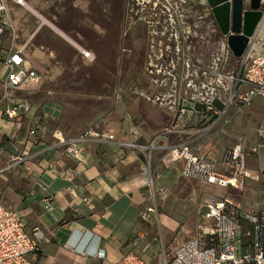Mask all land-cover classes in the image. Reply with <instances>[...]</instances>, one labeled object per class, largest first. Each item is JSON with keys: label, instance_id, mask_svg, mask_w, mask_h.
Here are the masks:
<instances>
[{"label": "crops", "instance_id": "obj_1", "mask_svg": "<svg viewBox=\"0 0 264 264\" xmlns=\"http://www.w3.org/2000/svg\"><path fill=\"white\" fill-rule=\"evenodd\" d=\"M27 1L35 15L11 9L14 36L17 45L33 35L29 62L43 83L22 93L30 111L20 120L0 112V205L20 214L28 234L37 229L49 240L26 259L31 264H114L131 252L156 264L158 241L171 240L182 221L194 223L197 210L192 205L175 224L161 212L158 225L141 222L147 179L159 178L176 201L191 199L200 186L181 179V163L161 164V148L178 142L176 134L162 133L173 124L171 115L140 97L137 89L124 87V0ZM4 36L0 51L9 48L13 33ZM82 51L90 57L84 59ZM5 73L0 65V77ZM35 122L45 125L46 133L34 140L28 131ZM92 127L114 140L82 142L81 172L67 178L65 172L75 163L51 133L60 131L68 142ZM156 136L150 161L145 153L121 146L147 145ZM216 149L203 152L214 157Z\"/></svg>", "mask_w": 264, "mask_h": 264}, {"label": "built area", "instance_id": "obj_2", "mask_svg": "<svg viewBox=\"0 0 264 264\" xmlns=\"http://www.w3.org/2000/svg\"><path fill=\"white\" fill-rule=\"evenodd\" d=\"M250 1L242 0V14L250 10ZM259 2L260 19L239 58L233 57L227 44L231 33H220L206 0H128L126 3L125 10L132 15L135 8L150 11L149 24L157 28L160 35L157 41L159 62L152 70L155 76L143 92L137 91L147 102L171 115L173 124L164 127L162 133L176 134L178 142L161 148L165 151L161 164L171 168L181 163V179L200 186L198 194L191 196L197 218L194 223L189 219L182 221L168 242L158 241L156 264H264V210L256 203L242 206L232 196L243 191L246 180H258L257 174L245 165L246 158L255 153L257 146L239 137L232 148L210 157L198 143L199 132H186L185 129L191 127L189 123H176L184 115L195 116L196 120L198 116L209 115L212 118L207 123L209 129L228 110L242 113L254 100H259L263 111L255 136L264 142V0ZM16 7L35 15L27 0H0V40L7 33H13L9 48L0 51V65L6 69L0 77V112L8 120H20L23 113L30 111L29 101L22 93L33 92L43 83L39 69L29 62L28 45L33 35L16 45L11 15V9ZM166 33L168 36L164 37ZM170 34H174L172 39ZM211 44L215 52L207 65L200 60L201 54L191 56V50L194 52L202 45ZM81 55L84 59L90 57L84 51ZM177 125L182 129L174 130ZM45 133V125L35 122L28 136L41 138ZM51 137L58 145H66V155L75 163L65 172L70 179L81 172L82 142L114 140L97 127L68 142L58 130L53 131ZM158 139L156 136L143 146L135 143L121 146L145 153L150 161ZM158 181L159 178L152 176L147 179L148 202L138 213L139 220L149 225H158L161 205L171 196L170 189ZM216 189L220 194L214 192ZM206 190L210 192L196 201ZM45 209L50 210L49 205ZM48 241L37 229L28 234L20 214L0 205V264H31L26 257ZM114 264L153 263L130 252Z\"/></svg>", "mask_w": 264, "mask_h": 264}, {"label": "rangeland", "instance_id": "obj_3", "mask_svg": "<svg viewBox=\"0 0 264 264\" xmlns=\"http://www.w3.org/2000/svg\"><path fill=\"white\" fill-rule=\"evenodd\" d=\"M128 0H124V12H123V52H122V73H123V81L126 82L125 86L127 90H135L133 86V81L131 77V61H130V25H131V16L132 14L126 12V3ZM149 13H151L149 11ZM152 15V14H151ZM157 35L159 33L157 32ZM174 34H170L171 39ZM160 37V35H159ZM174 37V36H173ZM215 52L214 45H202L200 49V60L204 65H207L211 56ZM190 54L196 57V51H190ZM130 80V81H128ZM144 84L146 79H141ZM150 83V82H149ZM144 88H139L138 90H143ZM1 94V89H0ZM263 111V103L259 100H254L249 107H247L242 113H237L233 109L227 111L218 121L210 126L208 129L207 124L210 119L209 115H201L206 116L203 119L201 116H198L196 120L195 116L184 115L182 119L177 120V124H181V122L189 123L191 128H186V132L195 131L193 124H195L197 128V136L198 143L203 149H208L211 147H216V152L218 155L223 154L228 149L232 148L236 144V138L242 137L247 139L251 144L257 146L255 153H250L246 158V168L255 172L258 176L257 181L246 180L243 191L234 193L233 200L239 202L242 206H246L250 203H256L259 205L260 209L264 210V142L260 141L255 136V130L259 124L261 115ZM209 119V120H208ZM201 120V122H200ZM211 141V145L209 146V142ZM205 191L199 194L196 201L199 200L203 194H206ZM213 192V191H212ZM217 194H220V190L216 189L214 191ZM184 200V201H183ZM164 204V205H163ZM161 205L160 212L165 214L169 219L168 221L172 222V224L177 223L181 220H184L186 215L190 213L192 209V205H194L193 198L186 199V196L179 197L176 200L169 198Z\"/></svg>", "mask_w": 264, "mask_h": 264}, {"label": "flooded vegetation", "instance_id": "obj_4", "mask_svg": "<svg viewBox=\"0 0 264 264\" xmlns=\"http://www.w3.org/2000/svg\"><path fill=\"white\" fill-rule=\"evenodd\" d=\"M150 15L149 11H141L140 8H135L131 17L129 43L132 65L131 77L135 89H145L149 86V80L155 76L152 70L159 62L160 49L157 45V28L149 24L151 22ZM167 36L168 33L164 35V37ZM162 46L164 47V45ZM196 54H200V49L197 48ZM141 79L148 81L143 84Z\"/></svg>", "mask_w": 264, "mask_h": 264}, {"label": "water", "instance_id": "obj_5", "mask_svg": "<svg viewBox=\"0 0 264 264\" xmlns=\"http://www.w3.org/2000/svg\"><path fill=\"white\" fill-rule=\"evenodd\" d=\"M222 35L227 37V44L234 58H239L248 42V38L260 19L259 0L250 1V10L242 14V0H206ZM242 32V35H238Z\"/></svg>", "mask_w": 264, "mask_h": 264}]
</instances>
